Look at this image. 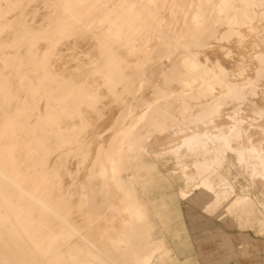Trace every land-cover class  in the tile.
Here are the masks:
<instances>
[{"label":"bare ground","instance_id":"6f19581e","mask_svg":"<svg viewBox=\"0 0 264 264\" xmlns=\"http://www.w3.org/2000/svg\"><path fill=\"white\" fill-rule=\"evenodd\" d=\"M147 159L183 196L264 192V0H0V264H125ZM247 199L183 207L206 264H264Z\"/></svg>","mask_w":264,"mask_h":264},{"label":"rangeland","instance_id":"374dc122","mask_svg":"<svg viewBox=\"0 0 264 264\" xmlns=\"http://www.w3.org/2000/svg\"><path fill=\"white\" fill-rule=\"evenodd\" d=\"M230 157H233L230 155ZM143 165V168L139 170L138 175L141 178V190L146 194V198L149 199V204L151 208L153 207V211L159 213L160 217H163V228L167 233H172V235H176L178 230L183 228L185 231V235L187 237V243L192 246L193 251L195 252V243L190 241V230L187 227V224L184 222V219L180 213V204L183 208L187 204H191L193 202H197L195 207L201 208V210H207V212L214 214L221 208L225 206H234L236 203H240L243 201L245 197L248 199L246 203L248 204V210L250 211L249 220L252 222V228L247 230L248 234L252 237L259 240L262 247L264 246V235H258L259 229L262 228L260 226L261 223L264 222V214L261 211L260 206L258 205V199L264 203V192L263 187L258 185L257 187L250 188L249 195H246V192L237 191L230 192L225 190L226 186L224 185L225 180L220 181L222 178H228L225 174L221 175L219 173L217 176L215 175L216 182L220 181L219 184H222V191H217L216 193H212L208 188L202 186H195L191 194H185L184 196L179 193L180 189L175 187L174 184L171 183L167 177L164 176V171L156 164V162L152 159H147ZM237 169L232 168L230 170V177L235 185L245 187L247 184L246 181L242 178L241 175H237ZM172 185H174V189H172ZM1 191V190H0ZM176 191V192H175ZM179 197V198H178ZM180 199V200H179ZM1 204L8 205L11 207V203L8 201H4L2 194L0 193V208ZM5 206V207H8ZM15 207V204L13 205ZM2 210H0V223L2 219H4V223L11 228L13 224H15V219L10 213L9 209L4 211V215L2 214ZM8 217L6 220L5 217ZM215 222L218 223L217 218L213 215L210 216ZM144 221V220H143ZM172 223V224H171ZM166 224L170 225L166 227ZM29 228V226H28ZM148 228L144 227L140 229L139 234L135 238L131 247L132 257L126 260L125 264H175L171 259V252L164 251L162 247L157 248L155 246L150 247L149 238H145L140 234L148 232ZM237 232V231H232ZM174 235V236H175ZM144 237V241H143ZM158 243V241H157ZM26 245V244H25ZM239 257H251L255 253H249L246 250L245 245L240 244ZM35 250H38V257H35L30 253V257L33 261H39V264H67L63 261V259L58 256L57 259H54L52 253L49 250L44 249L42 246H34ZM162 249V250H161ZM262 254L264 256V250H262ZM85 259V260H84ZM80 264H107L105 261H102L101 258L97 257L95 254H89L86 257H83V260ZM229 264V262H228Z\"/></svg>","mask_w":264,"mask_h":264},{"label":"crops","instance_id":"0c3cea01","mask_svg":"<svg viewBox=\"0 0 264 264\" xmlns=\"http://www.w3.org/2000/svg\"><path fill=\"white\" fill-rule=\"evenodd\" d=\"M140 186L141 183L139 184L138 188L147 208L146 225H148V223L151 224L153 222L154 225L156 226V228L153 227L148 228L149 229L148 232L140 234L145 238H149L148 240L145 241H149L150 247L152 246H155L157 248L162 247L164 251L171 252V259L172 262H174L175 264H206L205 257L204 255L201 254V252L202 253L204 252L203 244L196 240V238L199 237L198 236L199 230L193 229L188 225V223L185 220V216L181 204H180L179 215L183 217L184 222L187 224V227H189L190 241L192 243H195L196 245L195 252L193 251L192 246L187 243V237L185 235V231L183 230V228L179 229L177 234L176 235L174 234L175 236L172 235V233L170 234L165 231V229L163 228L164 226L163 217H160L159 213H156L155 211H153V207L152 208L150 207L152 205L149 204L148 202L149 199L145 197L146 194L142 192ZM171 187L173 190H175L174 185H172ZM167 226L170 225L166 224V227ZM229 264H231V262H229Z\"/></svg>","mask_w":264,"mask_h":264}]
</instances>
